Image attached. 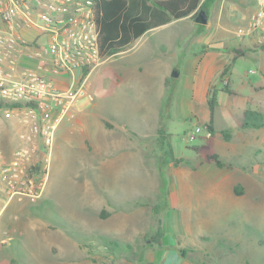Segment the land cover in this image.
Wrapping results in <instances>:
<instances>
[{
    "label": "rangeland",
    "instance_id": "rangeland-1",
    "mask_svg": "<svg viewBox=\"0 0 264 264\" xmlns=\"http://www.w3.org/2000/svg\"><path fill=\"white\" fill-rule=\"evenodd\" d=\"M240 1L255 8L254 0ZM217 3L209 0L203 6L210 25L218 20ZM193 25L188 18L178 23L181 35L176 39L181 42L176 50L180 48L182 55L201 49ZM154 35L140 37L112 56L103 55L105 64L96 66L88 78L93 99L79 102L82 106L88 103L89 115L79 122L75 113L55 132L42 199L36 203L11 201L0 213V223L12 220L5 225V235L0 233V240H5L0 243V258L7 264H160L155 258L160 255L161 264H264V171L251 184L261 182L260 188H249L244 197L235 195L232 184L245 182L249 176L235 173L227 178L222 170L205 169L215 167L214 162L204 160V154L213 149L212 133L205 125L194 126L185 120L184 111L172 112L169 133L160 139L152 134L146 138L141 144L142 159L133 157L134 164L150 166L156 173L115 179L108 168L97 170L95 141L100 126L110 130L107 120H112L131 132L144 113L140 91L145 74L139 66L146 49L149 53L156 44L158 35ZM254 57L247 56L244 65L235 70L258 81L255 89L249 84L239 86L242 94L263 101L261 110L253 115L251 110L236 111L235 117H246L251 127L264 121V87L259 88L264 86V77L259 76V70L264 74V52ZM110 69L121 76L111 78ZM183 82L180 77L175 85L183 87ZM182 92L186 90L182 88ZM1 115L0 146L8 150L20 126L14 118ZM191 133L194 138L189 137ZM242 135L236 132L237 139ZM246 147L248 151V143ZM237 151L223 146L224 162H232L234 154L239 158ZM174 166L183 168L180 176L174 173ZM126 182L131 184L128 188ZM5 200L0 183V205ZM9 225L15 226L11 232Z\"/></svg>",
    "mask_w": 264,
    "mask_h": 264
},
{
    "label": "crops",
    "instance_id": "crops-1",
    "mask_svg": "<svg viewBox=\"0 0 264 264\" xmlns=\"http://www.w3.org/2000/svg\"><path fill=\"white\" fill-rule=\"evenodd\" d=\"M207 1L209 0H200L194 11L180 18H173L168 13L164 14L167 21L155 23L140 36L144 39L145 36L158 35L154 48L151 46L152 49L149 53L148 48L146 49V55L144 54L139 66L140 72L145 74L140 91L142 95L141 108L144 113L141 115V119L135 121L136 130H131V132L127 131L129 129L125 125L112 120H107L111 124L110 130H105L100 126L101 134L95 141V149L98 151L95 164L99 172L108 168L112 174H115V179H118L119 175L123 177L125 174L149 175L156 173L157 170L150 166L134 164V156L142 159L141 144L151 134L154 138L159 139L161 135H165L169 131L167 125L172 112L176 109L184 111L183 118L189 120L194 126L205 125L209 120L207 92L212 86L216 91V105L213 110V132L210 145L213 146L214 150L212 149V151L218 155L222 165L206 166L205 169L208 171L222 170L224 174L228 175L227 178L235 173L248 175L247 181L239 180L232 184L233 192L237 196L244 197L250 193L249 188L251 187H261V182H258L259 185L251 186V184L264 171V121L263 124L251 127L246 123V117L243 119L235 117L236 111L246 113L251 110L250 113L253 115L261 110L260 107L263 104L260 98L242 94L239 90V86L244 84H249L250 88L255 89L258 81H252L248 76L239 75L235 71L236 67L244 65L247 56L254 57L257 52H264L257 42L256 35L239 37L235 33L238 27L247 23L249 15L255 8H251L248 3L242 4L240 0H218V20L216 24L210 25L203 8ZM255 4L256 0H254V7ZM198 13L205 17V22L198 23L195 19L193 20V16ZM157 18L155 17V19ZM184 18L193 22L195 41L201 43V49H190L182 55L180 48L178 51L176 50V44L180 46L181 42L180 39H176V36L181 35L178 23ZM201 30L204 32L201 33ZM140 37L135 41H138ZM171 46L173 47L171 48ZM148 47L150 48V46ZM105 62L100 65H104ZM227 66V71L220 77L221 72ZM255 71L250 70V72ZM109 74L111 78H117L118 75L113 69L109 70ZM259 76L261 79L264 77L261 70H259ZM180 77L184 78V85L178 88L175 81ZM225 80L226 82H224ZM182 88L186 90V93L182 92ZM87 104L77 105L75 120L80 122L83 116L89 115ZM218 120L220 123L216 125ZM148 130L150 131L148 132ZM236 132L242 133V137L237 139ZM247 143L250 147L248 151H246ZM223 146L237 149L238 151L235 153L240 155L239 158L234 154L233 161L226 164L224 154L221 152ZM182 169L180 166H174L173 171L180 176ZM128 179L132 180V178ZM162 181L164 182L163 179ZM130 185V182H126L124 187L128 188ZM8 204L4 201L0 205V213L7 208ZM11 221L0 223V233L5 235L4 228H7L5 225L10 224ZM14 229V225L8 226V231L11 232ZM155 258L161 264V255ZM0 264L7 263L3 258H0Z\"/></svg>",
    "mask_w": 264,
    "mask_h": 264
},
{
    "label": "built area",
    "instance_id": "built-area-1",
    "mask_svg": "<svg viewBox=\"0 0 264 264\" xmlns=\"http://www.w3.org/2000/svg\"><path fill=\"white\" fill-rule=\"evenodd\" d=\"M235 33H257L264 45V0ZM98 36L94 0H0V111L20 126L13 147L0 146L7 203L44 195L55 132L80 100L93 99L88 78L106 61Z\"/></svg>",
    "mask_w": 264,
    "mask_h": 264
},
{
    "label": "trees",
    "instance_id": "trees-1",
    "mask_svg": "<svg viewBox=\"0 0 264 264\" xmlns=\"http://www.w3.org/2000/svg\"><path fill=\"white\" fill-rule=\"evenodd\" d=\"M97 24L99 26L98 43L100 53L112 54L120 51L140 37L148 28L159 21H167L164 14L180 18L190 14L199 5L200 0H94ZM155 17H158L155 19ZM264 49V45H261ZM221 72L220 77L227 71ZM209 120L205 124L212 133L213 110L216 105V91L211 86L207 92ZM204 160L222 165L218 155L206 152ZM109 244L118 245L109 240Z\"/></svg>",
    "mask_w": 264,
    "mask_h": 264
},
{
    "label": "water",
    "instance_id": "water-1",
    "mask_svg": "<svg viewBox=\"0 0 264 264\" xmlns=\"http://www.w3.org/2000/svg\"><path fill=\"white\" fill-rule=\"evenodd\" d=\"M196 21L197 22H205V17H203V15L201 13H198L197 17H196Z\"/></svg>",
    "mask_w": 264,
    "mask_h": 264
}]
</instances>
